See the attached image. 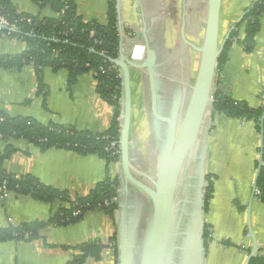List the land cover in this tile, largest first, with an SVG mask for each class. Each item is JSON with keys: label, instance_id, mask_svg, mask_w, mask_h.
Segmentation results:
<instances>
[{"label": "crops", "instance_id": "1", "mask_svg": "<svg viewBox=\"0 0 264 264\" xmlns=\"http://www.w3.org/2000/svg\"><path fill=\"white\" fill-rule=\"evenodd\" d=\"M72 1L85 21L108 24L110 0ZM254 1L223 0L221 38L224 39L241 23L246 9ZM13 3L19 13L55 17L50 8H41L33 0H13ZM206 15L207 0H116L120 42L123 38L124 50L131 57L140 61L146 43L158 49L157 62L180 47L191 61V73L193 58L198 56L199 60V54L185 44L182 33L190 43L201 46ZM243 37L242 27L239 38ZM256 43V50L246 53L234 42L224 66L221 71L218 69L216 82L233 99L258 109L264 107V14ZM25 49L26 45L21 41L8 39L0 42L2 55L16 56ZM139 49L143 53L140 59H136ZM138 75V71L132 75L134 114L135 93L138 101L141 98ZM40 77L39 80L33 64L22 69H0V111L12 118H31L44 125L62 124L93 134L104 133L110 128L113 107L100 96L98 82L92 73L82 74L74 85L69 84V74L64 69L56 71L46 67ZM211 122L206 173L207 177H212L214 193L206 213V224L212 234L205 264H244L253 245L252 238L243 229L246 217L248 220V206L259 164L260 133L252 121L217 115ZM9 143L15 151L1 162L7 173L17 178L34 176L45 185L67 191L72 199L85 197L99 183L121 176L119 163L107 167L96 154L55 148L43 152L26 141L0 140V154ZM240 202L245 210H241ZM60 205L59 202L37 201L29 195H16L12 191L0 192V228L48 222ZM119 221L118 210L112 219L101 209H95L86 213L78 223L41 229L35 240L0 242V264H69L75 257L83 255L81 246L89 243H100L105 248L100 260L86 257L82 264H119ZM251 222L262 249L264 205L256 193ZM114 236L116 249L111 244Z\"/></svg>", "mask_w": 264, "mask_h": 264}, {"label": "trees", "instance_id": "2", "mask_svg": "<svg viewBox=\"0 0 264 264\" xmlns=\"http://www.w3.org/2000/svg\"><path fill=\"white\" fill-rule=\"evenodd\" d=\"M33 1L41 8H50L55 13V17L41 18L19 13L13 0H0L1 14L19 28L18 31L12 32L11 36L26 45V49L16 56L0 54V69H22L26 65L33 64L39 80L42 70L46 67H52L56 71L64 69L69 74L70 85H74L82 74L96 72L98 92L113 107L112 123L106 132L93 134L62 124L44 125L31 118H12L0 111V140L26 141L43 152L55 148L80 154H96L106 162L107 167L110 164L119 163L121 157L120 149L118 151L119 145L113 149L111 144L112 142L119 144L121 135L122 77L120 68L105 58L117 59L119 57L120 35L116 19V0H110L107 25L85 21L78 14L72 0ZM263 14L264 0H255L246 9L241 23L232 30L230 38L225 44L224 52L218 63L220 71L234 42L242 46L246 53L256 50V38L261 30ZM242 27L244 37L240 39L239 32ZM101 68L106 71L105 74L102 73ZM217 115L252 121L257 132L260 133L264 107L252 108L246 102L233 99L225 90L217 86L214 95L213 117ZM14 151V146L9 143L4 153L0 154V188L6 186L8 191H12L16 195H29L37 201L59 202L61 205L48 222L38 221L7 229L0 228V242L35 240L41 229L48 226H67L78 223L86 213L95 209H101L112 219H115L116 211L119 208L120 177L99 183L85 197L72 199L67 191L45 185L34 176L17 178L7 173L2 168L1 162ZM207 182L206 213L214 193L211 176L207 177ZM256 183V191H258L256 197L264 205V157ZM211 234L212 232L206 224L204 233L206 250L209 247L208 242ZM115 241L116 237L114 236L111 240L113 249L116 247ZM81 248L83 255L75 257L69 264H82L86 257L100 260L105 246L100 243H89ZM250 264H264V248L259 250Z\"/></svg>", "mask_w": 264, "mask_h": 264}, {"label": "water", "instance_id": "3", "mask_svg": "<svg viewBox=\"0 0 264 264\" xmlns=\"http://www.w3.org/2000/svg\"><path fill=\"white\" fill-rule=\"evenodd\" d=\"M222 3L223 0H207L201 46L190 43L182 33L185 44L199 54V64L195 79L189 84L191 93L180 124L177 123L176 112L173 117H168L159 111L156 47L146 43L143 57L137 61L124 50L121 38L117 59H109L103 55L120 68L122 77L119 141L121 187L118 190L119 264H205V205L208 187L206 147L213 119L218 63L231 34L230 31L221 39ZM144 69L149 79L152 116L168 125L166 144L156 176L152 178L144 175L152 186L136 176L135 173L139 172H136L132 162L135 123L132 75L134 71ZM260 139L259 164L253 183L254 192L248 206V230L253 245L244 264H250L260 250L251 224V207L263 164L264 116L261 121ZM128 183L147 197L143 209L147 214L144 218L148 217L149 221L144 236L141 235L137 224L130 230L129 214L133 207L131 201L129 204L126 201L130 191L129 186L125 185Z\"/></svg>", "mask_w": 264, "mask_h": 264}, {"label": "flooded vegetation", "instance_id": "4", "mask_svg": "<svg viewBox=\"0 0 264 264\" xmlns=\"http://www.w3.org/2000/svg\"><path fill=\"white\" fill-rule=\"evenodd\" d=\"M142 53V49H139V56L136 55L135 58L140 59ZM168 54L169 55L163 58V60L157 62V86L160 97L159 111L162 115L168 117H173L176 112L177 123L180 124L191 93L189 84L193 82L191 61L189 57L181 51L180 47L171 50ZM138 74L141 95L140 119L145 128V136L144 138L139 137L134 126L132 162L136 172L141 173L134 172L136 176L152 186L151 182L144 177V175H148L152 178L156 176L163 149L166 144L168 125L159 122L152 116L148 74L145 69L138 71ZM125 185H128L130 190L126 201L128 204L131 201L133 207L129 214L131 220L129 223L131 224L130 230L137 224V228H139L141 235L144 236L149 221L148 217L144 218L147 214L143 209L147 202V197L139 193L132 184L128 183ZM141 241L140 239V243Z\"/></svg>", "mask_w": 264, "mask_h": 264}, {"label": "built area", "instance_id": "5", "mask_svg": "<svg viewBox=\"0 0 264 264\" xmlns=\"http://www.w3.org/2000/svg\"><path fill=\"white\" fill-rule=\"evenodd\" d=\"M28 22H30V20H28ZM18 26L16 24L10 23L2 14L0 11V42L4 41V40H8V39H12V40H17L20 41L19 39H15L11 36L12 32H16L18 31ZM101 71L103 74L106 73V71L101 68ZM93 74V76L95 77L97 75L96 72H91ZM118 143L117 142H112L111 147L113 149L118 147ZM119 147H118V151H119ZM8 190L6 188V186H3L0 188V192L6 193ZM256 194H258V191H256ZM115 201H117V199H115ZM74 215H77V213H74ZM248 237H251L250 234H248Z\"/></svg>", "mask_w": 264, "mask_h": 264}, {"label": "rangeland", "instance_id": "6", "mask_svg": "<svg viewBox=\"0 0 264 264\" xmlns=\"http://www.w3.org/2000/svg\"><path fill=\"white\" fill-rule=\"evenodd\" d=\"M221 39H223V38H221ZM136 55L137 54H135V57H136ZM138 56V55H137ZM198 56H194V58H193V60H194V68H193V77H192V79L194 80L195 79V75H196V72H197V68H198V64H199V60H198V58H197ZM137 92L135 93V114H134V126H135V128H136V130H137V135H139V137H142V138H144V136H145V128L143 127V122H142V120L140 119V114H141V98H140V100L138 101V99H137ZM213 122H214V124H215V120H213ZM213 122H211V124H213ZM208 175V174H207ZM207 186H208V183H207ZM237 196V195H236ZM239 206H240V208L242 209V210H245V207L242 205V203L240 202L239 204H238ZM243 223H244V220H243ZM245 223H246V227L244 226V231L246 230V231H248V229H247V225H248V220H247V217H246V221H245ZM251 224H252V222H251ZM252 228H253V226H252ZM243 231V232H244ZM248 234H250L249 232H248ZM247 234V235H248Z\"/></svg>", "mask_w": 264, "mask_h": 264}, {"label": "bare ground", "instance_id": "7", "mask_svg": "<svg viewBox=\"0 0 264 264\" xmlns=\"http://www.w3.org/2000/svg\"><path fill=\"white\" fill-rule=\"evenodd\" d=\"M139 52V51H138ZM138 52H136L138 54Z\"/></svg>", "mask_w": 264, "mask_h": 264}]
</instances>
